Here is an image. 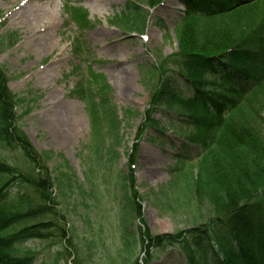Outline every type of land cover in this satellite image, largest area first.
I'll return each instance as SVG.
<instances>
[{
  "label": "rangeland",
  "instance_id": "1",
  "mask_svg": "<svg viewBox=\"0 0 264 264\" xmlns=\"http://www.w3.org/2000/svg\"><path fill=\"white\" fill-rule=\"evenodd\" d=\"M65 2L43 0L38 9L30 0H0V69L9 90L24 100L18 110L22 130L40 153L53 154L54 196L67 233L65 239L28 242L22 251H31L35 264H144L140 221L132 216L130 203L131 155L142 215L152 235L185 233L210 218L191 193L196 163L185 160L177 173L182 168L178 156L188 154L182 150L179 126L170 127L166 116L156 114L167 134L146 129L139 136L158 84L152 67L161 56L177 52L174 31L184 8L179 0H162L153 10L139 3L147 15L139 32L118 21L130 0H71L92 22L81 32L66 15ZM50 16L56 25L49 29ZM78 37L87 46L88 63L74 55ZM87 67L112 89L120 123L116 132L103 116L97 135L85 105L73 97ZM0 160L32 172L20 150L2 146ZM9 192L11 201L21 193L35 197L29 188L15 186ZM123 225L132 241L127 250ZM151 255L146 264H188L180 247L156 248Z\"/></svg>",
  "mask_w": 264,
  "mask_h": 264
},
{
  "label": "trees",
  "instance_id": "2",
  "mask_svg": "<svg viewBox=\"0 0 264 264\" xmlns=\"http://www.w3.org/2000/svg\"><path fill=\"white\" fill-rule=\"evenodd\" d=\"M65 1L66 15L79 31L93 27L83 8ZM179 1L185 10L174 31L177 52L161 56L152 67L158 84L139 136L146 129L167 134L156 114L166 116L170 127L179 126L188 154L178 156V163H196L191 193L210 218L185 233L152 235L142 215L131 155L130 203L132 216L140 221L142 260L148 263L156 248L180 247L188 264H264V0ZM141 2L153 10L162 0H130L119 23L143 32L147 15ZM75 40L74 55L88 63L85 42ZM86 71L73 97L85 105L97 135L103 116L111 131H118L109 83L91 67ZM23 101L9 90L0 69V147L20 150L32 168L23 173L0 160V264H35V255L22 251L28 242L67 238L49 167L53 154L40 153L22 130L18 110ZM15 186L29 188L34 199L21 193L11 201ZM122 230L127 250L132 241L124 225Z\"/></svg>",
  "mask_w": 264,
  "mask_h": 264
},
{
  "label": "bare ground",
  "instance_id": "3",
  "mask_svg": "<svg viewBox=\"0 0 264 264\" xmlns=\"http://www.w3.org/2000/svg\"><path fill=\"white\" fill-rule=\"evenodd\" d=\"M43 0H30V2H32V5L33 6H36L38 9L39 8H41V6H44L41 2H42ZM48 23H47V25H48V28L50 29L51 27H54L55 25H56V21L50 16L49 18H48ZM50 43H51V40L49 39L48 40Z\"/></svg>",
  "mask_w": 264,
  "mask_h": 264
}]
</instances>
